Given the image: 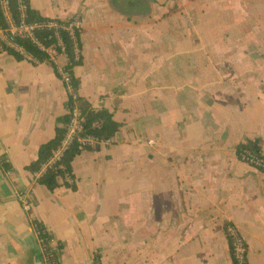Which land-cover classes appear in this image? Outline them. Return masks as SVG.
Segmentation results:
<instances>
[{
    "label": "crops",
    "instance_id": "crops-1",
    "mask_svg": "<svg viewBox=\"0 0 264 264\" xmlns=\"http://www.w3.org/2000/svg\"><path fill=\"white\" fill-rule=\"evenodd\" d=\"M25 1L80 19L77 96L119 129L74 159L75 191H48L27 168L64 127L65 88L0 54V264L42 263L32 219L59 264H232L227 227L264 264V173L237 158L264 153V0Z\"/></svg>",
    "mask_w": 264,
    "mask_h": 264
},
{
    "label": "built area",
    "instance_id": "built-area-1",
    "mask_svg": "<svg viewBox=\"0 0 264 264\" xmlns=\"http://www.w3.org/2000/svg\"><path fill=\"white\" fill-rule=\"evenodd\" d=\"M28 11L29 7L26 1L17 0V18H15L10 11L9 0H0V54L11 55L32 65H49L63 84L67 94L66 116L68 120L64 128L65 131L49 159L37 172L33 173L34 178L38 181L48 171L62 169L61 162L73 146H76L81 152L97 150L109 145L110 140H103L92 133H87L85 118L79 108V98L71 86L70 75L66 69L70 61L77 63L81 60L79 35L82 23L80 19L73 18L68 21L41 19L30 22L28 21ZM66 39L70 46V53H68ZM29 48L35 50L41 59L36 57ZM101 124V121L94 122L90 129L99 130ZM237 158L243 164L264 173V153L262 151L254 152L240 147L237 151ZM60 180L67 185L73 184L68 174H64ZM17 199L23 211L28 214L31 207L28 196L18 194ZM35 232L38 238L36 229ZM225 233L230 241L232 264H248L244 239L233 227H227ZM40 244L41 241H39Z\"/></svg>",
    "mask_w": 264,
    "mask_h": 264
},
{
    "label": "trees",
    "instance_id": "trees-1",
    "mask_svg": "<svg viewBox=\"0 0 264 264\" xmlns=\"http://www.w3.org/2000/svg\"><path fill=\"white\" fill-rule=\"evenodd\" d=\"M10 3V11L13 15V17L17 18V0H9ZM0 19H1V12H0ZM41 19L32 11H28V21L34 22V21H40ZM66 44L68 48V53H70V46L66 39ZM29 50L39 59H41V56L35 52V50L29 48ZM81 64V60L77 63H74L70 61L68 65L66 66V69L70 75V81L71 86L73 87L74 91L77 94L78 88H79V81L74 78L72 69L78 65ZM79 108L84 115L85 118V126L87 128V133H92L95 136H98L102 138L103 140H111L115 133L119 129V125L114 123L112 121L111 116L105 112V111H93L89 108L88 105L81 103L79 100ZM67 116L59 120V122L64 126L63 128H56L55 130V138L50 141L49 143L41 146L38 151V158L37 161L32 163L27 170L31 173H35L39 170V168L49 159L51 156V153L57 148L63 134H64V128L67 124ZM101 121V128L99 130H92L90 129L92 123ZM244 149H247L249 151L259 152L260 148L258 145V142H248L245 145L241 146ZM240 148V147H239ZM238 148V149H239ZM98 150V149H97ZM97 150H90V151H97ZM238 151V150H237ZM81 153V151L76 147L73 146L68 153L65 155L61 162L62 169H55L48 171L45 175H43L40 179H38V183L42 186H44L48 191L52 192L55 190L59 185L58 181L63 178L64 174H68L70 178L73 181L72 176V163L74 159ZM2 166L5 168V170H8V166L5 164V161L2 160ZM62 185L70 188L72 191L76 190L75 184L67 185L66 183L62 182ZM32 223L35 227V229L38 232V239L41 241L40 249H41V259L42 264H56L59 263L60 254L62 251V245L60 243H57L56 246L52 245L53 239L51 235L48 233V231L45 229V227L38 222L36 219H32ZM227 238V237H226ZM228 245L230 244V241L228 240ZM247 247V246H246ZM98 258L96 257L94 259L95 264L98 263Z\"/></svg>",
    "mask_w": 264,
    "mask_h": 264
},
{
    "label": "water",
    "instance_id": "water-1",
    "mask_svg": "<svg viewBox=\"0 0 264 264\" xmlns=\"http://www.w3.org/2000/svg\"><path fill=\"white\" fill-rule=\"evenodd\" d=\"M39 264H42L41 262Z\"/></svg>",
    "mask_w": 264,
    "mask_h": 264
}]
</instances>
